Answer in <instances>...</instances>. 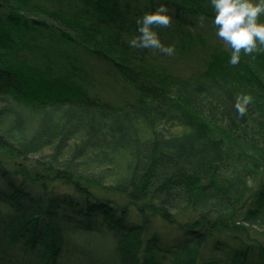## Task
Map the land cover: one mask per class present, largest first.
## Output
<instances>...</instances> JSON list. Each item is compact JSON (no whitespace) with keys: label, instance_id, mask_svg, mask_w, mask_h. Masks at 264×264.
<instances>
[{"label":"trees","instance_id":"obj_1","mask_svg":"<svg viewBox=\"0 0 264 264\" xmlns=\"http://www.w3.org/2000/svg\"><path fill=\"white\" fill-rule=\"evenodd\" d=\"M161 4L172 21L153 28L200 58L196 70L172 71L158 61L168 54L130 45L137 18ZM214 16L211 0H0V264H264V51L241 50L231 64L230 45L203 40ZM193 78L254 98L243 116L232 100L236 119L219 125L175 102L180 119L218 132L216 164L169 152L155 134L174 87ZM56 107L66 108L58 132L33 143L60 157L69 135L84 132L73 156L101 146L125 164L122 181L31 162L3 134L19 108Z\"/></svg>","mask_w":264,"mask_h":264},{"label":"rangeland","instance_id":"obj_2","mask_svg":"<svg viewBox=\"0 0 264 264\" xmlns=\"http://www.w3.org/2000/svg\"><path fill=\"white\" fill-rule=\"evenodd\" d=\"M203 40L209 48L217 44L224 45L225 47L229 46L228 43L216 34V29L208 31ZM195 47H197V44ZM185 52V50H182V52L176 50L174 55H167L165 59H161L160 57L158 61L160 64L161 61L168 63V68L172 71H180L187 67H189V70H196L197 65L195 62L199 61L200 58H192L193 56L188 57V55L186 57L184 55ZM174 88L175 96L172 98L174 103H169V107L164 111L168 117L162 118L154 124L155 134L161 139V147L166 145L167 151L178 156L193 158V160L198 159V161L208 162V164L218 163L216 161L212 162L215 157L213 155L214 149L217 148L216 144L219 143L218 132L215 133L210 130L209 126L205 127L203 124L197 125L194 123L193 125L189 122L190 118L180 119L179 115L183 113L180 111L181 109L176 107L175 102L183 103L185 107L193 103L202 112H209L208 116L211 119L214 118V121L220 124V121L228 122L229 120L236 119L237 114L234 112L231 103L232 100L236 99L234 96L230 98L227 92L220 90V88H223L221 85L219 86L217 83L206 79L193 78ZM119 89L117 88V90ZM54 110L32 114L26 112L25 109L19 108L16 116L12 118L13 122L3 128V134L9 142L17 145L31 162L41 158L48 159V157L53 158L54 160L51 161L57 162L59 165H64V163L68 162L70 165H76L77 169L81 172H86L89 176L94 177L99 185H116V183L122 181L121 179H123V175L126 173L125 164L120 161L118 164L115 160L112 161L105 151L102 150L101 146H89V158L82 160L83 162L81 159L79 161L73 156L75 155L73 150L74 145L78 143L77 140L80 141L83 138L84 132L76 133L74 136L69 135L65 151H61L60 154L63 155L60 157L57 156L59 153H54L53 147L43 148L40 147L42 143H33L34 136L38 134H55L58 132L59 126L56 123H58V120L64 119L62 113L66 108L56 107ZM90 115L94 116L93 113H90ZM143 117L131 115V118H135L134 120L138 122V125H141L142 120L146 118ZM113 120L115 122H123L122 120H116V118H113ZM209 125L211 126L212 124L209 123ZM120 142L123 145V139Z\"/></svg>","mask_w":264,"mask_h":264},{"label":"clouds","instance_id":"obj_3","mask_svg":"<svg viewBox=\"0 0 264 264\" xmlns=\"http://www.w3.org/2000/svg\"><path fill=\"white\" fill-rule=\"evenodd\" d=\"M215 16L213 23L216 34L231 46V64H238L241 60V50L247 54L264 51V0H211ZM172 16L167 5L161 4L156 11H146L137 18L139 36L129 42L133 47L154 48L168 55L175 54V44H164L153 28V25H169ZM203 25L205 17L199 20ZM251 93L237 96L235 108L239 115L247 112V105L253 101Z\"/></svg>","mask_w":264,"mask_h":264}]
</instances>
